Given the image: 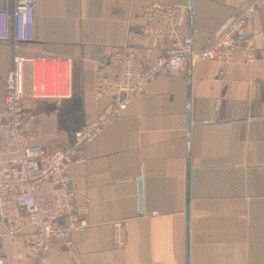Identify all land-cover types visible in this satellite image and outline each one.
<instances>
[{
  "label": "crops",
  "instance_id": "crops-1",
  "mask_svg": "<svg viewBox=\"0 0 264 264\" xmlns=\"http://www.w3.org/2000/svg\"><path fill=\"white\" fill-rule=\"evenodd\" d=\"M243 1L192 0L189 37V0H37L34 41L19 44L14 0H2L9 37L0 41V116L15 57L24 59L26 76H37L33 64L55 63L61 94L25 107L38 116L35 144L48 152L69 145L109 103L95 97L94 83L110 51L146 53L148 62L164 52L141 33L147 3L185 9L183 42L201 49ZM241 44L254 63L202 62L160 75L83 146L67 177L74 206L87 208V226L68 246L53 242L49 264H264V6ZM30 241L25 218L12 226L0 220L2 264H35Z\"/></svg>",
  "mask_w": 264,
  "mask_h": 264
},
{
  "label": "built area",
  "instance_id": "built-area-1",
  "mask_svg": "<svg viewBox=\"0 0 264 264\" xmlns=\"http://www.w3.org/2000/svg\"><path fill=\"white\" fill-rule=\"evenodd\" d=\"M36 1L14 0L15 43L34 41ZM263 6L264 0L243 1L236 16L221 32L206 47L196 49L183 42V25L179 18L185 15V9L147 3L141 16V33L154 43L165 45L164 52L154 62H148L146 53L128 48L110 51L94 83L95 97L109 98V103L74 132L69 145L49 152L35 144L34 135L26 130L38 121L37 115L25 109L29 99L38 98L36 77L33 70L26 76L23 58L13 59L0 116V220L12 226L25 218L31 229L30 248L35 264H49L53 242L68 246L70 235L81 233L87 226V208L74 206L67 177L68 167L81 161L78 155L83 146L92 142L160 75L189 71L202 62L254 63L255 53L241 41L253 34L254 14ZM8 37L9 15L0 0V41ZM63 80V71L53 70L49 83L52 91L60 92ZM112 231L115 244L122 246L123 224L114 223Z\"/></svg>",
  "mask_w": 264,
  "mask_h": 264
},
{
  "label": "bare ground",
  "instance_id": "bare-ground-1",
  "mask_svg": "<svg viewBox=\"0 0 264 264\" xmlns=\"http://www.w3.org/2000/svg\"><path fill=\"white\" fill-rule=\"evenodd\" d=\"M34 69L37 71V76H36V82L38 83L39 86V92L37 93L38 97H52V96H57L60 95L61 92H54L52 91L51 87L49 86V83L52 79V71L55 70L60 71L59 65L57 64H52V63H37L33 64ZM44 83L45 85H42ZM41 85L43 88H41Z\"/></svg>",
  "mask_w": 264,
  "mask_h": 264
},
{
  "label": "water",
  "instance_id": "water-1",
  "mask_svg": "<svg viewBox=\"0 0 264 264\" xmlns=\"http://www.w3.org/2000/svg\"><path fill=\"white\" fill-rule=\"evenodd\" d=\"M188 9L191 13V17H190V20H191V26H190V29H189V37H191L192 35V31H193V27H192V12H193V7H192V0H189V6H188ZM189 196H190V184H189V173L187 172V185H186V206H187V203H188V200H189ZM140 204H141V197H140ZM186 244H187V241H186ZM0 264H2L0 262Z\"/></svg>",
  "mask_w": 264,
  "mask_h": 264
},
{
  "label": "rangeland",
  "instance_id": "rangeland-1",
  "mask_svg": "<svg viewBox=\"0 0 264 264\" xmlns=\"http://www.w3.org/2000/svg\"><path fill=\"white\" fill-rule=\"evenodd\" d=\"M42 85H44V83H42ZM42 85H41V88H42ZM38 98H39V97H38ZM25 109H26V107H25ZM36 131H37V128H36L35 126H33L30 132L34 135V133H35Z\"/></svg>",
  "mask_w": 264,
  "mask_h": 264
}]
</instances>
